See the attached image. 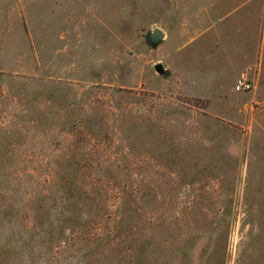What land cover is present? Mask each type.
Here are the masks:
<instances>
[{
    "label": "rangeland",
    "instance_id": "374dc122",
    "mask_svg": "<svg viewBox=\"0 0 264 264\" xmlns=\"http://www.w3.org/2000/svg\"><path fill=\"white\" fill-rule=\"evenodd\" d=\"M0 264H264V0H0Z\"/></svg>",
    "mask_w": 264,
    "mask_h": 264
},
{
    "label": "water",
    "instance_id": "95a60500",
    "mask_svg": "<svg viewBox=\"0 0 264 264\" xmlns=\"http://www.w3.org/2000/svg\"><path fill=\"white\" fill-rule=\"evenodd\" d=\"M166 37V34L163 30L161 29H154L152 31H150L148 33V38L150 40L151 43L153 44H159L160 42H162ZM156 70L159 71L160 73H164L165 68L163 67V65L161 63L156 65Z\"/></svg>",
    "mask_w": 264,
    "mask_h": 264
},
{
    "label": "built area",
    "instance_id": "2783aa9c",
    "mask_svg": "<svg viewBox=\"0 0 264 264\" xmlns=\"http://www.w3.org/2000/svg\"><path fill=\"white\" fill-rule=\"evenodd\" d=\"M236 88L237 90H250L253 88V82L250 78L242 75L237 80Z\"/></svg>",
    "mask_w": 264,
    "mask_h": 264
}]
</instances>
